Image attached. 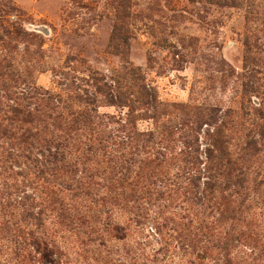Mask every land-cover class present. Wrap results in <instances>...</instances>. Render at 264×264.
<instances>
[{
  "label": "rangeland",
  "instance_id": "1",
  "mask_svg": "<svg viewBox=\"0 0 264 264\" xmlns=\"http://www.w3.org/2000/svg\"><path fill=\"white\" fill-rule=\"evenodd\" d=\"M128 69L162 106L138 110L142 137L125 148L97 135L123 124L126 108L98 97L90 110L106 125L92 111L69 133L58 114L20 100L49 94L74 110L72 97L94 93L90 74L111 85ZM195 108L212 115L197 132ZM262 114L264 0H0V264H264V147L239 196L204 169L207 150L234 156L250 129L259 139L251 124ZM32 116L30 150L61 144L65 161L47 164L46 180L13 179L18 142L3 130L20 136ZM193 137L194 184L183 162ZM23 194L43 214L22 212Z\"/></svg>",
  "mask_w": 264,
  "mask_h": 264
},
{
  "label": "trees",
  "instance_id": "2",
  "mask_svg": "<svg viewBox=\"0 0 264 264\" xmlns=\"http://www.w3.org/2000/svg\"><path fill=\"white\" fill-rule=\"evenodd\" d=\"M90 80H92V87H94L93 95H89L87 91L83 97H78L76 94L71 98L72 101L77 105L76 109H72L71 106H67L64 102L58 97L50 96L49 94H39L36 92L23 95V99H20L23 102H27L28 100H35L42 109L46 110L47 113L46 118L51 119L52 114H58L55 119H53V123H57L59 128H63L66 131H70L69 133L76 132V128L78 125H86L87 123H91V118L89 114L93 111L94 119L98 120V124L100 127L106 125L104 122L105 117L96 116L94 110H90V107H93L94 104L98 102V97H100L104 103L108 106L112 107H121L126 108L128 110L125 120L123 124L120 122H111L108 125L114 123L117 125V128L110 129V131H100L97 135V140L100 143L109 145L108 143L114 141V145L125 148L131 143V141H138L142 135L137 133V122L144 120V115L138 112L139 109L148 110L151 108L154 112L157 111V108H160L162 105L159 104L156 100V96L148 91L144 86H137L135 82L140 79V75L136 73L133 69H128L125 71L124 76H119L117 80L113 82V84L106 83L105 79L94 76V74H90ZM125 82V84H123ZM128 82V83H127ZM150 90V89H149ZM78 103L81 104V108H78ZM98 108V107H97ZM206 109L198 108L194 109L193 125H195V132L198 131V127L202 121L208 125L207 117L209 120L212 119V115L206 113ZM212 112V111H211ZM61 113V114H60ZM243 116V115H241ZM32 121H23V128L18 127V129L23 130V133L18 136V133H13L10 137H7V133L3 130V136L7 139H14L18 142V145L15 146L14 152L8 154V159H11L19 162L22 170L13 173V179L21 178L22 180H27L28 176L33 177V179L37 180H46L43 175L44 168L47 164H62L65 161L64 152L62 151L63 146L61 144H56L54 147H49L47 141H43L44 145L39 146L38 156H36L33 152L35 150V142L32 141L37 140V134H33L29 127H32L35 123V120H39L40 118H33ZM223 124L220 126L223 129V133L221 132V128L215 129V138L213 141V145H218V147H227V137L223 136L224 130L227 126L231 125L233 121L228 120L229 116L225 114L223 117ZM263 121L261 124H251L259 129V139H256L251 135L250 129L249 132L242 138V143L237 152L234 153V156L228 154L226 151L227 148H223V150H216L217 154L214 152L207 150L206 158L208 161V166L204 169L211 172L209 181L212 183H219L223 185L225 191H236L234 194L236 196L241 195L242 191H244L249 185L250 180L253 175V170L251 166H249L250 158L254 157L257 154V147H264V115H261ZM212 123V122H211ZM25 124L28 126L26 129ZM230 131V130H228ZM119 133L123 134L122 137L117 136ZM132 136V137H131ZM192 138V136H191ZM118 139V140H116ZM52 140V138H51ZM57 142V141H56ZM54 140L49 142L50 144L56 143ZM26 145L27 147H25ZM102 145V144H100ZM107 146L105 148H107ZM188 146L191 149L190 153H183V162L188 165L190 169V173L187 175L191 176L187 178L188 182H192L197 180L192 179V172L197 171L199 161L196 158L198 148L196 147V139L193 137L192 144L188 142ZM33 148V150H30ZM27 151V152H25ZM247 162V163H246ZM23 200L24 203L21 202ZM19 207L22 209V212L25 214H43V209L38 208V211L35 213L32 210L34 209V203L32 201L31 196H27L23 194V198L20 197Z\"/></svg>",
  "mask_w": 264,
  "mask_h": 264
}]
</instances>
